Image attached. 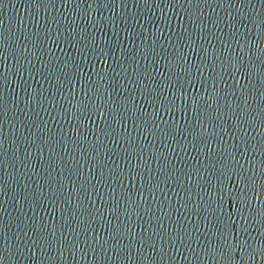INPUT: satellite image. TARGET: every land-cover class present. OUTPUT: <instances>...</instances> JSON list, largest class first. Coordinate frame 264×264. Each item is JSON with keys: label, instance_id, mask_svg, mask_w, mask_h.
Here are the masks:
<instances>
[{"label": "water", "instance_id": "water-1", "mask_svg": "<svg viewBox=\"0 0 264 264\" xmlns=\"http://www.w3.org/2000/svg\"><path fill=\"white\" fill-rule=\"evenodd\" d=\"M226 165L264 167V0H0V264L240 260Z\"/></svg>", "mask_w": 264, "mask_h": 264}, {"label": "snow or ice", "instance_id": "snow-or-ice-1", "mask_svg": "<svg viewBox=\"0 0 264 264\" xmlns=\"http://www.w3.org/2000/svg\"><path fill=\"white\" fill-rule=\"evenodd\" d=\"M186 82L191 83L193 87L198 83L197 81H193V79ZM191 99L196 101L198 97H192ZM183 101H185V98L183 93H181L179 102ZM81 103H83V101ZM176 105L177 96L174 93L172 100L168 103V107L173 108L176 107ZM193 106L198 109L197 104L194 103ZM234 176L236 177V183L230 184V181ZM216 180V190L219 194L218 200L215 201L216 210L220 212L221 217L223 218L224 223L222 224V227L225 236H229L231 233L230 221L233 217L251 215V212H248V208L251 206L253 198H255L259 204L260 214L264 215V201L260 200L261 195L264 194V167H262L259 176H249L246 169H237L234 166L226 165L217 170ZM258 181L259 183H257ZM245 247H247V245H245ZM235 248V245L225 244L222 259L226 264H248V262L257 254L264 257V244L258 246L254 252H241L240 260H236L235 258Z\"/></svg>", "mask_w": 264, "mask_h": 264}]
</instances>
